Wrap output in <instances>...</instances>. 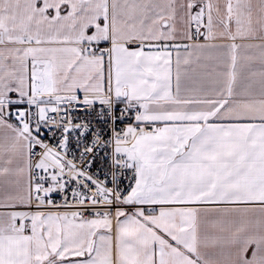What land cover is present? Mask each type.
<instances>
[{
    "label": "snow or ice",
    "instance_id": "snow-or-ice-1",
    "mask_svg": "<svg viewBox=\"0 0 264 264\" xmlns=\"http://www.w3.org/2000/svg\"><path fill=\"white\" fill-rule=\"evenodd\" d=\"M0 264H264V0H0Z\"/></svg>",
    "mask_w": 264,
    "mask_h": 264
}]
</instances>
